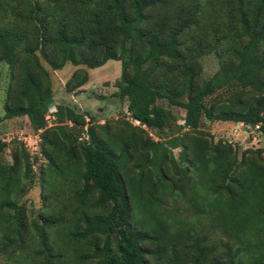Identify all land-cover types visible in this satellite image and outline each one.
Instances as JSON below:
<instances>
[{"label":"trees","instance_id":"trees-1","mask_svg":"<svg viewBox=\"0 0 264 264\" xmlns=\"http://www.w3.org/2000/svg\"><path fill=\"white\" fill-rule=\"evenodd\" d=\"M208 53L218 66L205 78ZM108 59L120 61L114 95L138 124L117 121L144 136L89 123L76 106L49 111L50 70L84 67L65 81L71 93ZM4 66L2 119L26 117L40 155L33 168L20 143L5 162L0 140V253L32 264H264V145L200 128L230 121L264 140V0H0V82ZM179 146L186 165L175 168ZM36 176L33 215L19 200Z\"/></svg>","mask_w":264,"mask_h":264},{"label":"rangeland","instance_id":"rangeland-1","mask_svg":"<svg viewBox=\"0 0 264 264\" xmlns=\"http://www.w3.org/2000/svg\"><path fill=\"white\" fill-rule=\"evenodd\" d=\"M202 64V76H210L217 68L218 63L216 57L212 53L205 54L201 57ZM78 67L71 63H66L61 69L50 70V79L53 89V103L49 106V111L54 110L56 104H68L76 106L78 110L87 113V121L89 123L99 124L107 122L110 126L111 131H115L119 128L134 132L137 134L145 135L144 132L139 130H131L122 122L117 120H127L132 124H138L135 120L131 119L128 115L126 106L127 101L122 100L114 95L117 90L114 82L120 76V61L115 59H108L105 63L98 67L86 68L88 72V80L83 84L79 90L71 93H67L64 89V83L70 76V74ZM84 68V67H83ZM5 66L3 67V77L0 82V140L6 142L5 147L1 151V156L5 162L11 161V148L15 145L22 143L18 137L28 136L33 134L30 131L28 120L26 117H15L10 119H2L3 116V97L4 89L6 84ZM173 112L177 114L178 124H182V116L184 110L182 108L173 107ZM92 116L93 119L88 118ZM49 125H52L51 114L49 115ZM173 131L178 132L176 125L172 126ZM200 128L208 131L215 140L222 138L232 143H240V145L246 144L248 138L254 136L252 141H257L256 144L261 146L264 145V140L259 135L260 133L256 130V127L242 126L240 124H234L230 121H209L202 119ZM99 131V130H98ZM147 133L153 138L158 139V131L146 130ZM100 132V131H99ZM166 136L170 134L166 131ZM84 135V133H83ZM31 136V135H30ZM33 136V135H32ZM34 141V137L30 139L29 145L31 146ZM249 144V143H248ZM241 150V146H240ZM171 155L174 159L173 165L175 168H182L186 165L183 159V147L171 149ZM42 189L43 186L40 184L39 178L36 176L32 179L31 186L26 193L20 197V202L24 204L28 214H37L43 210L42 205ZM46 192V191H45ZM44 192V194H45ZM48 191L46 192V194ZM30 247L33 246V241H29ZM29 253L30 248L26 249ZM0 264H32L30 261L19 260L17 257L15 260L9 258L6 254L0 253Z\"/></svg>","mask_w":264,"mask_h":264},{"label":"built area","instance_id":"built-area-1","mask_svg":"<svg viewBox=\"0 0 264 264\" xmlns=\"http://www.w3.org/2000/svg\"><path fill=\"white\" fill-rule=\"evenodd\" d=\"M47 118L49 117V115L46 116ZM135 122H137L135 120ZM31 135V136H30ZM28 136H19L18 139L22 142V144L24 145V147L26 148L28 154H29V158L32 162V167L35 168V163H33V158L35 155H40L39 150H38V141L40 140L38 133L36 134H30ZM33 135V136H32ZM34 137V141L32 142L31 146L29 145V141L30 139Z\"/></svg>","mask_w":264,"mask_h":264}]
</instances>
